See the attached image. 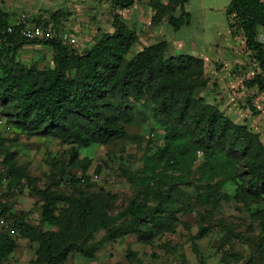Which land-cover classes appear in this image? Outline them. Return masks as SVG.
Instances as JSON below:
<instances>
[{"label": "trees", "instance_id": "obj_1", "mask_svg": "<svg viewBox=\"0 0 264 264\" xmlns=\"http://www.w3.org/2000/svg\"><path fill=\"white\" fill-rule=\"evenodd\" d=\"M135 1L110 0L113 8L122 9ZM185 1L153 0V20L160 21L168 10H179L178 16L167 17V23L178 29L186 22ZM226 16L229 32L242 34L245 50L257 64L259 72L249 84L264 95V43L257 39L258 31H264V0H230ZM8 17L0 9V105L27 135L50 136L69 145L68 164H61L60 176L67 167L81 168L82 176H72L73 184L88 182L85 172L90 160L79 159L77 148L106 145L124 136L132 119L131 100L151 103L152 117L163 132L161 144L146 147L141 169L121 168L131 196L116 212L107 202V193L76 188L75 193L65 194L50 185L34 192L41 203L40 223L55 229L30 224L25 214L6 216L8 208L1 209L0 216L9 218L21 237L38 244L41 264H64L71 253L94 259L106 244L130 235L152 245L156 238L174 232L179 215L192 211L200 221L194 238H201L209 230L206 220L228 198L223 189L228 182L235 186L234 201L259 229L256 258L247 257L242 264H264V145L246 121L236 123L217 105L196 96L195 90L208 82L203 59L189 54L166 56L163 39L126 58L138 36L113 13V30L83 50L56 41L26 40L17 26L7 31L12 25ZM33 44L51 47V66L40 68L36 62L26 66L16 60L23 47ZM249 110L257 115L264 105L262 110L249 105ZM0 150V182L6 180L11 188L35 181L15 152ZM16 248V239L2 228L0 264H6ZM193 248L197 252L194 244ZM137 256L128 249L127 264H141ZM241 257L224 250L221 261L237 264Z\"/></svg>", "mask_w": 264, "mask_h": 264}, {"label": "rangeland", "instance_id": "obj_2", "mask_svg": "<svg viewBox=\"0 0 264 264\" xmlns=\"http://www.w3.org/2000/svg\"><path fill=\"white\" fill-rule=\"evenodd\" d=\"M152 2L137 0L125 11L114 8L118 19L134 29L138 36L126 58L147 46V43L162 40L167 17L179 15V10H168L162 14L160 21L153 20L156 11L151 6ZM110 6V0H0V9L9 13V24L16 22L21 14L26 16L27 23L40 20L49 30L74 36L76 44L71 47L76 50L89 48L102 33L113 30ZM149 28L151 31H148ZM147 32L150 37L144 42ZM230 36L232 43L221 48L215 60L203 61V74L208 82L205 87L196 89L195 94L205 102L217 105L232 121L248 123L258 115L251 113L249 105L262 110L264 95L255 85L249 84L259 71L256 62L245 50L242 34L230 33ZM261 37L262 34L258 32L257 39ZM51 54V47L33 44L23 47L16 60L26 66L36 62L40 68H44L51 66ZM166 56L169 54L166 53ZM130 104L133 108L132 119L126 126L124 136L106 145L93 144L77 148L78 158L89 159L90 165L85 172L88 182L81 181L75 186L73 183L76 181L72 180V176L81 178V168L67 167L65 173L59 175L61 164H68L69 145L50 136L27 135L9 119L6 106L0 105V149L15 152L18 163L26 165L30 176L35 178L32 183L25 180L20 187L11 188L3 179L0 182V211L6 206V216L25 214V220L30 224L40 225L43 229H55L40 223L41 203L34 192V189L48 185L57 187L65 194L75 193L76 188L94 194L107 193L111 210L116 212L121 209L131 196L129 183L122 176L121 168L132 171L141 169L146 147L154 148L161 144L163 135L152 117L151 103L136 99L131 100ZM2 158L3 150H0V168ZM234 188L231 182L224 186L228 198L221 201L217 211L206 220L204 224L209 230L201 238H194L200 221L196 211H192L179 215L174 232L156 238L152 245L140 243L134 235H130L106 244L94 259L71 253L64 264H127L125 255L128 249L138 253L141 264H233V260L221 261L224 250L242 256L237 264H242L245 258L252 255L256 258L254 251L259 229L250 220L245 208L234 201ZM60 207L61 204L58 205ZM0 219H3L0 230H8L17 241V248L10 254L6 264H41L36 254L38 244L21 237L11 227L9 218L0 216ZM165 244L174 248L173 251L167 249Z\"/></svg>", "mask_w": 264, "mask_h": 264}, {"label": "crops", "instance_id": "obj_3", "mask_svg": "<svg viewBox=\"0 0 264 264\" xmlns=\"http://www.w3.org/2000/svg\"><path fill=\"white\" fill-rule=\"evenodd\" d=\"M229 3L230 0H186L182 8L187 14L186 22L176 30L168 23L164 27L165 33L161 37L167 42L166 53L169 56L189 54L205 62L215 60L220 54V49L232 43L226 16ZM110 13L112 20V13L115 14L112 5ZM148 31H151V28ZM149 37L150 33L147 34L144 42ZM257 116H254L248 125L259 133L264 145V111L262 110Z\"/></svg>", "mask_w": 264, "mask_h": 264}, {"label": "built area", "instance_id": "obj_4", "mask_svg": "<svg viewBox=\"0 0 264 264\" xmlns=\"http://www.w3.org/2000/svg\"><path fill=\"white\" fill-rule=\"evenodd\" d=\"M14 26L18 28V34L21 35L26 40H48V41H56L60 42L63 45L73 46L76 44V38L71 36V34L67 35L64 32H54L46 28L43 23H27L26 16L21 14L16 22L12 23L7 27L8 32H12L14 30ZM262 34L260 42L264 43V31L260 29L258 31ZM14 190V188H12ZM0 223H3V219H0Z\"/></svg>", "mask_w": 264, "mask_h": 264}]
</instances>
